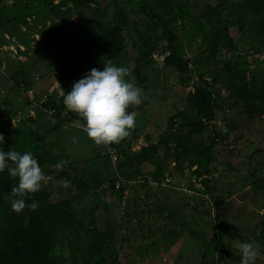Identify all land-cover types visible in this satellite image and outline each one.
Here are the masks:
<instances>
[{
	"label": "rangeland",
	"instance_id": "374dc122",
	"mask_svg": "<svg viewBox=\"0 0 264 264\" xmlns=\"http://www.w3.org/2000/svg\"><path fill=\"white\" fill-rule=\"evenodd\" d=\"M44 1L6 0L2 3L7 12L24 4L39 12L34 17H27L26 25L19 26L21 38L29 43L28 48L16 37H5L0 33V61L7 65L0 76L5 77L4 73L24 67L30 69L32 78H37L34 80L38 82L36 92L33 86L32 93L22 94L11 81L0 77V110L7 119L10 118L8 141L13 147L19 142L16 134L21 122L39 131L46 142H55V136L46 132L49 122H56L49 113L50 109L43 112L38 108V115L27 109H32L33 101L41 106L46 97L56 91L61 69L71 55L81 54L80 42L85 37V31L101 13L97 5L73 9L68 0L60 7H56L59 0H54L52 6L56 14H47ZM215 2L189 0L186 16L176 23L185 57L190 63L188 73L178 75L175 69L165 66L162 50L159 49L141 64L139 74L142 84H138L132 74L126 78L134 80L143 90L144 98L139 106L128 109L136 113V127L122 146L137 151L150 143L156 145L154 157L165 161L164 179L160 183L145 181L142 175H127V194L122 205V201L108 190V186L118 180H115L116 174L106 158L95 156L98 155V146L75 127L67 130L57 127L55 130L58 133L56 142L65 150L64 155H79L80 159L71 162L69 158L60 157L59 164L53 167V174L46 176L51 199H71L72 211L85 225L91 216L92 206L99 205L94 215L100 221H110L114 231L113 264H200L203 257L206 264H240L238 246L245 242H254L258 246L255 264H264L261 233L264 228V116H255L240 123L237 110L220 103L214 119L209 123L211 126L202 135L207 142L212 139L214 142L213 157L208 161L209 172L199 169L191 149L198 136L191 135L189 127L179 129L181 146L175 139V131L167 128L166 124L168 117L182 110L185 96L196 82L198 66L195 68L192 62L205 49L208 34L217 27L208 23L202 12L206 3ZM118 6L126 7L123 10L132 38L143 39L141 21L145 20V16L141 10L132 0H119ZM227 28L232 47L224 43L216 55L221 77L214 85V93L221 98L228 95L223 85L227 68L234 67L237 61H243L240 64L247 81L264 78V50L251 48L247 30L239 32L233 24H228ZM2 35L5 45L1 43ZM133 54L129 51L116 65L131 72ZM88 72L76 76L70 84V91L72 85ZM61 115L60 120L65 122L84 123L68 109ZM73 138H76L75 142ZM165 143L170 146L169 151L165 150ZM175 152H179L178 161L174 160ZM91 153L94 154V161L85 162L83 158H88ZM73 167L81 170L78 176L91 180L94 188L84 193L73 185L64 187L68 179L57 178L56 175L61 170L73 174ZM152 169L151 163L140 166L143 175ZM104 203L107 210L103 209ZM216 232L220 235L218 243L208 247ZM51 254L67 257L66 264H83L78 255H70L63 234L53 238ZM106 261L111 262L109 255Z\"/></svg>",
	"mask_w": 264,
	"mask_h": 264
},
{
	"label": "trees",
	"instance_id": "16d2710c",
	"mask_svg": "<svg viewBox=\"0 0 264 264\" xmlns=\"http://www.w3.org/2000/svg\"><path fill=\"white\" fill-rule=\"evenodd\" d=\"M4 1L6 0H0V5ZM53 1L43 2L47 14H56L52 6ZM64 1L66 0H59L56 7H60ZM104 1L68 0L73 9L97 5L101 13L93 25L85 31V37L80 42L81 54L70 56V60L57 77L56 91L49 94L41 104L43 109L53 110L50 113L57 122H61V113L66 109L63 96L70 91V84L79 73L90 71L92 68L103 70L108 60L116 65L117 61L120 58L124 59L129 51L134 53L133 68L130 73L134 75L138 84L143 82L139 74L141 64L153 51L159 49L163 53V64L175 69L178 75L186 74L190 70V63L185 57L183 45L176 31V23L188 12L189 0H132L145 16V20L141 21L144 38L140 40H134L131 36L123 10L126 7H119V0H110L106 3ZM3 5L0 6V33L16 37L23 41V45L27 44L25 47L28 48L27 40L21 38L19 25H26L27 17H34L39 12L31 10L25 4L7 12ZM202 15L206 17L208 23L217 27L208 34L205 49L194 57L192 63L195 68L198 66L197 79L192 90L185 96L182 110L168 117L166 124L167 128L175 131V139L181 146L179 129L189 127L191 135L198 136V140L192 142L191 149L197 158L199 169L209 172L208 161L213 157L214 142L213 139L207 142L202 135L211 126L209 123L214 119L220 103L237 110L240 123L250 121L255 116H264V78L247 81L243 74V66L240 64L243 61H237L234 67L227 68L223 85L228 95L221 98L214 93V85L221 77L216 55L224 43L232 47L231 37L227 33L228 24H233L239 32L247 30L251 48L264 50V0H216L214 4H205ZM1 43H6L3 35ZM4 74L3 78L11 81L22 94H26L37 82L34 80L37 78H32L29 68L22 67L12 73ZM6 117L0 110V133L5 138L0 148L4 151L15 150L21 154L26 151L31 152L38 160L44 174L46 176L53 174V167L59 162L58 156L53 153V145L46 142L40 132L21 122L16 134L19 142L13 147L8 141L11 122L10 118ZM127 141L128 138L119 144H112L119 154L115 171L106 155H100L99 152L95 155L106 158L108 165L116 174L115 180L118 177L123 180L119 188H115L116 181L108 186V190L110 189L119 201H122L123 191L128 182L127 175L134 177L142 175L143 180L156 184L164 179L165 161L163 158L154 157L156 145L150 143L135 151L130 147L122 146ZM164 148L170 150V146L166 143ZM94 159L95 157L89 158L85 162ZM178 159L179 152H175L174 160L178 161ZM144 163H151L153 167L146 175L140 170V166ZM176 165L178 167V162ZM72 171L73 174L61 170L56 177H65L71 182L70 186L77 187L80 192L85 193L90 188H94L91 180H84V177L78 176L81 170L73 167ZM17 183L18 180L9 177L7 170L0 173V264H66L67 257L51 254L53 238L58 234L65 236L70 255H78L83 264L114 263L112 255L114 231L110 221H100L94 215L99 205L92 206L91 216L85 225L72 211V200H52L51 191L44 184L41 191L26 198V204L38 202V209L30 211L26 207L20 213H16L11 208L13 197L10 192ZM104 191L102 190L103 194ZM102 206L107 210L105 203ZM261 233L264 251V228ZM219 239L220 235L216 232L210 239L208 247L218 243ZM108 255L111 257L109 263L106 261ZM200 264H206L204 257Z\"/></svg>",
	"mask_w": 264,
	"mask_h": 264
},
{
	"label": "clouds",
	"instance_id": "9594fccd",
	"mask_svg": "<svg viewBox=\"0 0 264 264\" xmlns=\"http://www.w3.org/2000/svg\"><path fill=\"white\" fill-rule=\"evenodd\" d=\"M130 76L128 68L108 60L103 70L92 68L63 96L66 109L83 120L82 131L98 147L109 148L112 144H119L135 130L136 113L128 109L139 106L144 95L134 80L126 79ZM4 139L0 133V145ZM73 139L75 142L76 138ZM5 170L11 179L18 180L10 192L13 197L12 210L20 213L27 207L30 211H36L38 202L33 201L29 205L26 204V198L41 191L47 183V177L33 153L26 151L21 154L0 148V173ZM70 183L66 181L63 186L69 187ZM238 247L240 264H255L258 246L254 242H245Z\"/></svg>",
	"mask_w": 264,
	"mask_h": 264
},
{
	"label": "crops",
	"instance_id": "0c3cea01",
	"mask_svg": "<svg viewBox=\"0 0 264 264\" xmlns=\"http://www.w3.org/2000/svg\"><path fill=\"white\" fill-rule=\"evenodd\" d=\"M19 26H21V27H23L24 25H19ZM4 35H5V37H8V35L7 34H5V33H3ZM13 38H14V36H12ZM3 45H5V44H3ZM19 45V44H18ZM20 46V45H19ZM7 66V65H6ZM5 63L4 62H1L0 61V72L2 73V70L3 69H5ZM1 78H2V80H4V78L2 77V76H0ZM38 87V82H36L35 83V85H34V88H35V92H36V88ZM29 91H30V93H32L33 92V90H32V88L31 89H29ZM31 107H32V109H27L28 111H31L34 115H38L39 114V112H38V108H40L41 109V111H45L41 106H38V104L36 103V102H34L33 101V103L31 104ZM2 108H3V106H2ZM34 110V111H33ZM49 113H50V110H49ZM32 114V115H33ZM43 114V113H42ZM33 115V116H34ZM32 116V117H33ZM7 118V117H6ZM30 119V118H29ZM32 119V118H31ZM13 120V119H12ZM31 121V120H30ZM27 125V124H26ZM48 125V124H47ZM82 125H83V123L82 122H80V121H74V122H65L64 120H61V122H55V120H54V122H52V123H50L49 122V127L48 128H46V132H47V134L48 135H50L51 134V136H55L54 137V143L50 140V141H48V143H51L52 145H53V147H52V150H53V153L54 154H56L57 156H58V158H59V160H60V157H66V158H69V161H77V160H79L80 159V156L79 155H76V156H69V155H64V151L65 150H63V148H61L60 147V145H58L57 144V142H56V138H58V136H56L58 133L55 131L56 130V128L57 127H59V129L61 130V129H63V130H67V129H69V127H75L78 131H80L81 133H85V132H83L82 131ZM27 126H29V125H27ZM39 126V125H38ZM29 127H31V126H29ZM32 128V127H31ZM32 129H34V128H32ZM34 130H36V129H34ZM39 132V131H38ZM63 136V135H62ZM95 150H96V148H95ZM95 150H94V153H95ZM94 156V154L92 155V153H91V155H89L88 156V158H83V159H89V158H92ZM58 164H59V162H58Z\"/></svg>",
	"mask_w": 264,
	"mask_h": 264
},
{
	"label": "built area",
	"instance_id": "2783aa9c",
	"mask_svg": "<svg viewBox=\"0 0 264 264\" xmlns=\"http://www.w3.org/2000/svg\"><path fill=\"white\" fill-rule=\"evenodd\" d=\"M53 110H50V112H52ZM100 155H106L109 158L110 164L113 168V170H116V164L119 158V154L117 151V148L114 146H110L109 148H105V147H99L98 150ZM118 181H116L115 183V188H119L121 182L123 181L121 178L118 177L117 179ZM126 194H127V190L125 189L123 191V196H122V205H124V200L126 199Z\"/></svg>",
	"mask_w": 264,
	"mask_h": 264
}]
</instances>
